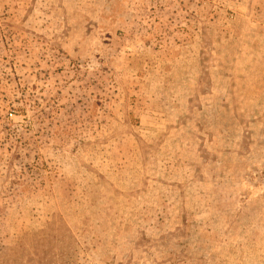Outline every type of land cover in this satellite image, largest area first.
Masks as SVG:
<instances>
[{"label": "rangeland", "instance_id": "obj_1", "mask_svg": "<svg viewBox=\"0 0 264 264\" xmlns=\"http://www.w3.org/2000/svg\"><path fill=\"white\" fill-rule=\"evenodd\" d=\"M0 264H264V0H0Z\"/></svg>", "mask_w": 264, "mask_h": 264}]
</instances>
